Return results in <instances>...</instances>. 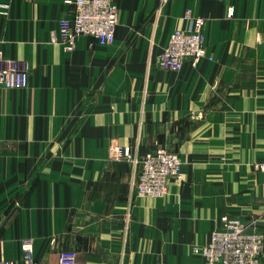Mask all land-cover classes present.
I'll return each instance as SVG.
<instances>
[{"label":"crops","instance_id":"crops-1","mask_svg":"<svg viewBox=\"0 0 264 264\" xmlns=\"http://www.w3.org/2000/svg\"><path fill=\"white\" fill-rule=\"evenodd\" d=\"M65 1L0 0L4 57L29 75L1 93L0 263L24 264L32 239L39 264L64 252L76 264H203L194 249L225 217L264 232V0H115L116 41L80 37L73 51ZM188 10L213 60L162 69ZM115 145L176 152L182 181L135 197L136 168Z\"/></svg>","mask_w":264,"mask_h":264},{"label":"built area","instance_id":"built-area-1","mask_svg":"<svg viewBox=\"0 0 264 264\" xmlns=\"http://www.w3.org/2000/svg\"><path fill=\"white\" fill-rule=\"evenodd\" d=\"M72 6V18L60 23V37L66 50L73 51L80 37L94 39L101 47L116 41L119 6L115 0H66ZM229 16L232 11H229ZM186 26L174 30L157 65L166 70L182 71L185 66L195 70L204 59L213 60L205 46L206 23L202 18H194L188 10L184 15ZM29 85V75L18 61L6 59L3 42L0 41V112L2 91L24 89ZM112 157L118 161L131 163L136 168L133 195L138 198L162 199L167 196L172 181H182L183 161L180 156L166 148H159L143 156L130 153L122 146L111 149ZM259 169L264 172V161ZM24 264H39L34 255V242L25 239L21 244ZM195 253L203 259V264H263L264 232L251 229L249 225L235 218H224V225L212 232L210 241L195 247ZM73 252L59 255L57 264H76ZM0 264H16L3 261Z\"/></svg>","mask_w":264,"mask_h":264}]
</instances>
